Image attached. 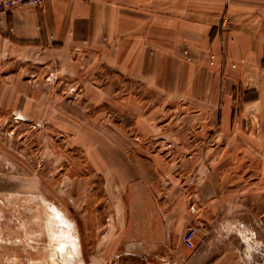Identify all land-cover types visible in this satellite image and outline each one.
Returning <instances> with one entry per match:
<instances>
[{"label":"rangeland","instance_id":"374dc122","mask_svg":"<svg viewBox=\"0 0 264 264\" xmlns=\"http://www.w3.org/2000/svg\"><path fill=\"white\" fill-rule=\"evenodd\" d=\"M103 44L109 51L84 41L63 52L0 38V264H107L109 239L139 205L152 167L166 178L182 168L200 175L197 160L216 193L193 214V195L163 208L188 223L185 254L167 264H264L261 132L257 146L245 131L213 132L216 117L199 114L210 101L188 100L178 88L160 98L144 88L148 73L142 84L118 69L117 37ZM175 59L198 64L202 77L213 73L210 49L189 47Z\"/></svg>","mask_w":264,"mask_h":264},{"label":"crops","instance_id":"0c3cea01","mask_svg":"<svg viewBox=\"0 0 264 264\" xmlns=\"http://www.w3.org/2000/svg\"><path fill=\"white\" fill-rule=\"evenodd\" d=\"M106 37H117V67L134 82L145 84L138 78L144 71L150 86L144 88L160 98H170L178 88L188 100L210 101V110L199 114L216 117L213 132L245 131L255 146L261 132L264 147V0H44L40 8L0 15V38L15 48L71 52L88 41L109 51L103 44ZM189 47L212 51V75L202 77L198 64L192 67L175 59ZM177 68L184 69L182 76ZM204 79V84L212 85L210 92L204 91ZM191 86L195 91L189 92ZM192 157L198 159L192 155L188 160ZM196 164L200 175L194 168H182L169 179L152 167L149 184L144 179V185L139 184V205L128 214L125 211L123 229L109 239L107 264H167L182 259L181 237L188 223L179 222L171 212L164 215L163 208L193 195L198 200L188 202L193 214L200 202L216 193L215 178L199 160ZM175 179L183 181L181 190L172 187ZM158 196L163 205L157 203ZM171 196L176 201L168 205Z\"/></svg>","mask_w":264,"mask_h":264},{"label":"built area","instance_id":"2783aa9c","mask_svg":"<svg viewBox=\"0 0 264 264\" xmlns=\"http://www.w3.org/2000/svg\"><path fill=\"white\" fill-rule=\"evenodd\" d=\"M44 0H0V15L7 17L23 8H40ZM193 235V228L185 234L186 240Z\"/></svg>","mask_w":264,"mask_h":264}]
</instances>
